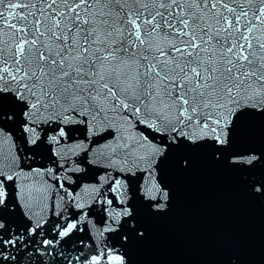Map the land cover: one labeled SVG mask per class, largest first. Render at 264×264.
I'll return each mask as SVG.
<instances>
[{
	"label": "snow or ice",
	"instance_id": "6c2138e0",
	"mask_svg": "<svg viewBox=\"0 0 264 264\" xmlns=\"http://www.w3.org/2000/svg\"><path fill=\"white\" fill-rule=\"evenodd\" d=\"M198 155L264 201V0H0V264H132Z\"/></svg>",
	"mask_w": 264,
	"mask_h": 264
},
{
	"label": "water",
	"instance_id": "95a60500",
	"mask_svg": "<svg viewBox=\"0 0 264 264\" xmlns=\"http://www.w3.org/2000/svg\"><path fill=\"white\" fill-rule=\"evenodd\" d=\"M101 176L102 170L90 167L80 174L73 189L81 184H102L103 191L107 180ZM165 179L172 189V201L162 216L149 215L139 193L134 195L138 180L129 186L128 195L135 200L150 233L146 242L129 248L132 264H264V201L251 196L237 175L198 155L190 172L169 170ZM67 207L77 211L72 203ZM88 210L98 219L97 206ZM55 222L52 218L45 226L49 239L53 234L47 229ZM79 236L87 239L86 232L75 233L74 239ZM60 247L70 252L73 245L62 242ZM43 259L45 264H53L58 257L53 253Z\"/></svg>",
	"mask_w": 264,
	"mask_h": 264
}]
</instances>
